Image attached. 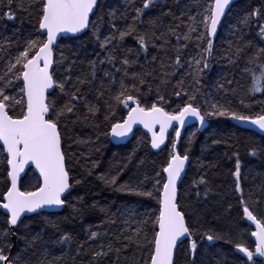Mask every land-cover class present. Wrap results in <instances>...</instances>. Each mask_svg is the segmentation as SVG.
<instances>
[{"label": "snow or ice", "instance_id": "6c2138e0", "mask_svg": "<svg viewBox=\"0 0 264 264\" xmlns=\"http://www.w3.org/2000/svg\"><path fill=\"white\" fill-rule=\"evenodd\" d=\"M233 3L234 0H195V11L181 10L179 16L171 8L161 10L160 16L147 20L150 30L141 31L145 24L143 18L149 10L158 7L157 0H139L138 3L137 0H127L124 11L119 15L116 10L108 12V33L105 34L102 30L104 16H97V11L105 6L101 0H0V18L7 21L16 19V9L30 15L34 13L33 32L22 43L11 37H0L3 41L0 43V157L7 164L4 186L0 188L3 217L0 224L4 225L0 227V264H29L23 252L16 256L10 254L14 247L10 237L20 236L19 229L26 219H30L29 214L40 216L46 209H63L69 204L67 196L71 195L74 184L64 149L63 127L72 121L91 123L99 129L101 114L105 137L127 138L134 134L135 125H141L150 134L151 149H160L165 144L168 130L174 122L179 127H175L176 138L167 159L153 177L119 184L123 168L116 175L101 174L97 177L116 191L154 199L158 207L144 213L124 207L111 216L101 209L105 211L107 223L115 226L119 221L118 232L109 234L88 230L85 240L75 242L73 260L86 256V264H104L105 260L115 257L114 264H120L121 254L135 247L144 253L143 264H176V252L183 248L187 264H197L200 244L223 241L234 246L232 264H259L264 258V184L259 186L258 195L251 190L245 194L238 151L232 153L235 157V170L231 172L234 177L232 195L237 199L241 218L251 222L249 227L255 226L250 233L233 235L231 232L205 230L203 225L196 227L190 222L191 216L195 215L189 212L193 205L181 203L178 186L186 172V164L190 162L187 151L181 154L177 148L181 128L188 124L189 118L201 125L209 117L228 118L255 126L264 135V108L258 113L243 111L250 107L243 97L239 106H233L230 101L227 104L209 102L207 107L197 103L199 88L196 86L211 67L219 27ZM167 16H172L177 22L165 29L163 19ZM243 28L255 30L256 35L264 40V5L244 12L238 18L237 26L230 29L234 39L229 41L224 58L233 67L239 66L246 48L251 45L250 41H244ZM89 30L101 52L96 54V59L88 61L86 68H81L77 59L65 56L63 52L57 57L60 39L68 34H72L70 38L78 39L77 34ZM129 36L138 45L135 50L123 47L125 38ZM189 42L195 44L196 52L185 60L182 50L187 49ZM149 44L165 52L170 46L174 47L175 58L169 56L164 60L153 56L151 62L145 59L141 63L140 53H146ZM157 60L158 67H149V64L156 65ZM185 64L187 72L176 79ZM101 65H109L111 70L101 68ZM241 71L250 79L245 96L264 95V47L244 59ZM173 80H176L175 84ZM145 84L149 85L148 94L155 85L156 98L150 104L147 99H142L147 95L143 91ZM226 84L229 91H235L231 87L233 79L226 78ZM169 86L175 89L177 98L187 97L171 111L165 106L169 101L164 94ZM218 88L224 90L225 83H218ZM191 139L192 136L189 143ZM213 143L221 141L214 140ZM258 152L264 153V149L248 150L251 157H256ZM26 167L34 168L38 176L33 177L36 180L34 185L21 190L19 180L21 173L27 175ZM149 179L152 182L150 189L145 187ZM80 183L81 180H75V184ZM200 186H203V194ZM192 188L195 189L196 203L201 202V195L207 202L213 191L207 173L194 180ZM72 207L76 213L81 211L75 205ZM231 207L229 205V209ZM49 223L60 233L56 243L61 249L69 246L68 251H71L73 237L60 232L57 224ZM249 236L254 238V246ZM20 238L26 241L25 251L34 248L42 239L40 232L32 235L30 240L27 236ZM97 241H100L97 247L86 251ZM50 255L44 253L35 264H61L62 257L53 256L48 260ZM217 264H228V260H217Z\"/></svg>", "mask_w": 264, "mask_h": 264}, {"label": "trees", "instance_id": "16d2710c", "mask_svg": "<svg viewBox=\"0 0 264 264\" xmlns=\"http://www.w3.org/2000/svg\"><path fill=\"white\" fill-rule=\"evenodd\" d=\"M101 2L105 6L97 11V16H104L105 23L102 25V30L107 34L108 12L116 10L119 15V12L124 11L127 0H101ZM138 2L139 0H137ZM157 3L158 7L149 10L148 15L143 18L145 24L142 26L141 31L150 30L147 20L149 17L160 16L161 10L168 11L171 8L177 16L180 15L181 10L185 12L189 9L195 11V0H157ZM262 5H264V0H239L232 4L231 11L224 18L220 27L221 32L215 40L216 48L211 67L201 78V83L196 86L199 88L197 103L202 107H207V103L216 101L223 104L230 101L233 106H239V100L243 97L245 104L250 105L249 108H245L243 111L258 113L264 108V95L256 93L251 98L245 96L250 79L241 71L244 59L249 55L256 54L260 48L264 47V40L256 35L255 30L250 31L248 28H243L244 41L251 42V45L245 50L244 59H241L239 66L233 67L224 58L229 41L234 39L230 29L237 26L238 18L244 12ZM176 22L172 16L164 17V28L166 29ZM33 24L34 13L30 15L28 12L16 9V19L14 21L0 18V37H11L22 43L29 33L33 32ZM183 30L186 31V29ZM0 43H3V41L0 40ZM157 43L159 44V42ZM172 45H175V37L172 38ZM123 47L135 50L138 45L135 39L129 36L125 38ZM13 51L15 50L13 49ZM61 52L65 56L77 59L80 67L86 68L88 61L96 59V54L101 52V49L89 30L78 36V39H61L56 50L57 57ZM195 52L196 47L192 42L188 43L187 49L182 50L185 60L189 56L195 55ZM153 56L164 60H168L171 56L174 59L175 49L170 46L169 50L165 52L161 51L159 47L154 48L149 44L146 53L141 51L140 62L144 63L145 59L151 62ZM158 65L159 60H157L156 65L149 64V67H158ZM100 67H107L111 70L109 65H101ZM186 72L187 65L185 64L184 69L176 79H180ZM100 75H103V72ZM185 78L188 83H191L189 78ZM226 78L233 79L231 87L235 89L234 92L228 90ZM175 82L176 80L172 81L173 84ZM97 83H99V80ZM218 83H225V89L220 90ZM148 87L147 84L143 86V91L147 95L142 99H147L150 104L156 98V89L153 84V90L151 94H148ZM174 91L175 89L171 86L164 90V94L169 101L165 106L169 111L187 99V97L177 98ZM206 120L208 126L204 131L200 133L197 130L190 129L184 133L177 144L178 151L181 154L187 151L190 156L186 174L179 186L181 203L193 205L189 212H194L195 215L191 216L190 222L198 228L203 225L205 230L212 229L220 233L231 232L233 235L239 232L248 234L253 230L249 227L248 221L241 218L242 214L237 199L232 195L234 177H232L231 172L235 170V157H232V153L234 151L239 152L242 162L241 179L245 194L247 195L251 190L258 195L259 186L264 184V153L258 152L256 157H251L248 150L250 148L264 149V137L233 125L228 118L209 117ZM98 122L100 123L99 129L93 127L91 123L82 124L73 123L72 121H69L66 127L62 126L65 134L64 149L68 154V167L74 184L71 195L67 196L69 204L56 213H44L40 216L30 215V219L24 221V225H27V227L21 225L19 229L20 236H27L30 240L32 235L40 232L42 239L34 248L25 251L26 241L24 239L20 236L10 237L11 242L14 244L10 252L12 256L23 252L29 264H35V261L41 258L44 253H51L52 255L48 256V260H52L55 256L62 257L61 264H86L88 259L86 256L73 260L76 249L75 242L85 240L88 230L105 231L112 234L118 232L120 228L119 221L115 226L107 223L105 211H101V209H105L107 215L111 216L112 213L117 212V209L124 207L133 208L137 213H144L158 207L154 199L116 191L113 187L105 185L97 177L101 174L116 175L121 168H123V173L119 175V184L136 183L145 180L146 176L153 177L155 171L167 159L174 140L173 135L168 137L166 146L159 152L150 150L147 137L140 131L134 132L132 139L125 145L114 146L109 138L102 134L105 130L102 114ZM190 136H192L191 143L188 142ZM214 140H219L221 143L214 144ZM78 141H83V143ZM124 165H127V167H124ZM6 167V160L0 157V188L4 186L3 178L6 177ZM89 172L92 175L89 176ZM205 173H207L213 191L207 202L203 201L201 195V202L196 203L195 189L192 188L193 181L198 180ZM34 176L35 174L31 170L27 171V175H24L20 181L19 187L21 190L29 189L31 185L36 183ZM75 180H81V183L75 184ZM145 187L149 189L152 187L151 179L145 182ZM200 188L201 194H203V186H200ZM73 205L81 211L79 213L74 212ZM229 205L232 206L231 209H229ZM2 219V212L0 211V220ZM49 221L57 224L60 232H67L73 237V243L70 246L71 251H68L69 246H64L61 249L56 243L60 233L52 227ZM3 226V224H0V227ZM248 239L253 242L250 236ZM99 243L100 241H97L96 244L88 246L86 251H91ZM186 245L187 241L185 242ZM234 252V246L231 244H226L223 241L208 244L205 241L199 245V252L196 257L197 264H217V260L225 258H227L228 264H232V254ZM143 255L144 253L139 249L132 247L121 254L120 264H143ZM175 259L176 264H187V257L183 248L176 252ZM114 261L115 257H112L111 260H105L104 264H114ZM259 264H262V260L259 261Z\"/></svg>", "mask_w": 264, "mask_h": 264}, {"label": "water", "instance_id": "95a60500", "mask_svg": "<svg viewBox=\"0 0 264 264\" xmlns=\"http://www.w3.org/2000/svg\"><path fill=\"white\" fill-rule=\"evenodd\" d=\"M237 1H239V0H234V3L237 2ZM224 18H225V17H224ZM84 33H85V32H84ZM82 34H83V33H82ZM82 34H77V35L80 36V35H82ZM71 36H72V34H68V35H67L66 37H64L63 39L70 38ZM60 40H61V39H60ZM60 40H59V41H60ZM232 123H233L234 125L238 126L239 128L253 131V132L257 133L258 135L264 137V135H262V134H261V133L255 128V126H251V125H249V124H247V123H238V122L233 121V120H232ZM207 126H208V122H207V120H206V122H205L203 125H201L200 122L195 121L193 118H189V122H188V124H187L186 126H184L183 128H181V137L183 136L184 131L187 130V129H189V128H193V127H195L196 130H197L198 132L201 133L202 131H204V130L207 128ZM175 127H179V125H176L175 122H174L173 127H170L169 130H168L167 139H166V141H165V144L161 145V148H160V149H151V147H150V143H149L150 150H151L152 152H159L160 150H162V149L166 146V144H167V140H168L169 135H170L172 132H175ZM157 130H158V126H157ZM136 131H140V132H142V133L147 137V139L150 141V134L147 133L146 130H145L141 125H135V126H134V132H136ZM174 136H175V134H174ZM132 137H133V134H129V136H128L127 138H123V139H110V138H109V141H110L111 144H113L114 146H122V145H125L126 143H128V142L132 139ZM181 137H180V138H181ZM175 138H176V136H175ZM5 155H6V154H5ZM188 163H189V162H188ZM188 163L186 164V171H187V168H188ZM28 170H31V171L35 174V176H38V173H35L34 168H28V167H26V172H27ZM185 174H186V172H185ZM185 174H182L183 178H184ZM24 175H25V173H21V179L24 177ZM183 178H182V180H183ZM21 179L19 180V185H20V181H21ZM180 183H181V181L178 182V186H180ZM61 210H62V209L50 208V209H46V210H45V213H56V212H59V211H61ZM0 211L2 212V210H0ZM29 215H34V214H29ZM248 223L251 224V222H249V221H248ZM251 228H252V230H255V226H254V225H251ZM252 239H253V242H254V238H252ZM261 260H262V264H264V258H261Z\"/></svg>", "mask_w": 264, "mask_h": 264}, {"label": "bare ground", "instance_id": "6f19581e", "mask_svg": "<svg viewBox=\"0 0 264 264\" xmlns=\"http://www.w3.org/2000/svg\"><path fill=\"white\" fill-rule=\"evenodd\" d=\"M226 17V16H225ZM224 20V19H223ZM221 27V26H220ZM220 27H219V34H220V32H221V29H220ZM218 37V36H217ZM216 37V38H217ZM229 121H230V123H232V120L231 119H229ZM233 124V123H232ZM234 125V124H233ZM236 126V125H235ZM238 127V126H237ZM242 129V128H241ZM188 130H190V129H187V130H185L184 131V133L186 132V131H188ZM191 130H196L195 128H192ZM244 130H246V129H244ZM248 131H250V130H248ZM251 132H253V131H251ZM184 133H183V135H184ZM180 139V138H179ZM149 141V140H148Z\"/></svg>", "mask_w": 264, "mask_h": 264}]
</instances>
